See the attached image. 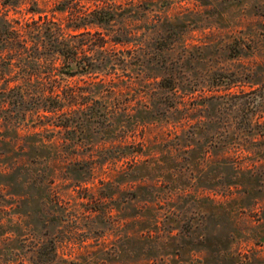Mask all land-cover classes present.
I'll return each mask as SVG.
<instances>
[{"label": "rangeland", "instance_id": "obj_1", "mask_svg": "<svg viewBox=\"0 0 264 264\" xmlns=\"http://www.w3.org/2000/svg\"><path fill=\"white\" fill-rule=\"evenodd\" d=\"M7 10L77 47L75 77L50 52L7 79L60 74L77 99L57 116L0 104V264H264V0Z\"/></svg>", "mask_w": 264, "mask_h": 264}, {"label": "trees", "instance_id": "obj_2", "mask_svg": "<svg viewBox=\"0 0 264 264\" xmlns=\"http://www.w3.org/2000/svg\"><path fill=\"white\" fill-rule=\"evenodd\" d=\"M71 11V22L68 25L73 30H77L81 28V25L76 23L79 18V12L76 6H72ZM39 17L41 18L27 21L25 23L26 29L23 31L13 25L12 20L9 19V10L0 12V19H3L0 25V55L2 56V59L0 58V66L2 68L0 69L2 70L0 79H3L7 86L10 81L14 82L13 86L9 85L10 87H6L1 91L0 104L10 102L19 113H25L27 110H35L40 113L43 110L46 113L48 112V115L57 116L61 114V111L63 112V105L60 104L62 100H70L71 103H74L77 99L73 93L64 96L57 94V89L61 87L64 80V78H59L60 74H52L53 77L49 75L47 83L50 84V88L43 89L39 86L46 84H44V78L39 73L28 72L24 69L23 72H17V78L8 80V74L5 71L9 67L18 65L26 68L28 66L37 68L40 66V60L45 56H50L49 53L53 52V55L56 53L65 58L63 64L66 67L61 70V74L70 78L75 77L77 74L75 69H71L75 64L77 47L73 43L62 40L61 35L53 30V23L50 22L48 17L42 15ZM109 17L106 10H101L98 20L95 22L102 25L109 20ZM91 22H94V20H89V23ZM87 24L88 22H83L82 25ZM99 35H101L100 42L96 45L103 47L106 44L105 35ZM52 57L55 58L54 56ZM11 72L9 75H11ZM22 109L25 112H21L20 110Z\"/></svg>", "mask_w": 264, "mask_h": 264}]
</instances>
